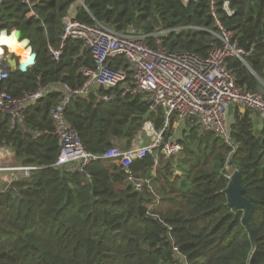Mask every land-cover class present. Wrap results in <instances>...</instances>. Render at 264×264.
Here are the masks:
<instances>
[{"label":"trees","instance_id":"1","mask_svg":"<svg viewBox=\"0 0 264 264\" xmlns=\"http://www.w3.org/2000/svg\"><path fill=\"white\" fill-rule=\"evenodd\" d=\"M28 1L31 7L25 0H3L0 6V32L26 24L37 55L26 72L9 70L0 81V92L7 88L14 98L56 83L79 86L84 81L80 70L93 69L79 41H68L57 62L48 53V43L53 48L59 44L68 13L82 23L118 31L133 25L150 35V45L158 36L167 51L200 56L211 44L220 45L218 24L234 34L241 48H252L246 64L226 61L238 88L259 92L264 86V0H228L232 14L223 7L226 0H81L87 11L76 0ZM111 66L125 68V62L119 59ZM58 98L59 93H47L27 109L25 131L10 129L0 112L1 145L13 151L19 165L39 167L14 184L19 198L0 194V264H264V121L256 123L252 111L246 109L252 114L240 117L242 109L234 108L230 133L237 149L231 159L218 137L188 126L177 138L184 148L183 177L171 182L166 166L152 176L154 160L147 155L129 167L150 180L149 187L137 192L120 168L104 161L85 169V182L84 173L53 166L59 147L51 135L49 111ZM65 118L85 149L97 155L114 141L129 148L146 120L157 131L164 123L161 112L149 113L141 97L109 103L74 99ZM44 131L37 138L31 135ZM227 165L239 172L243 197L253 207L249 225L254 239L242 222L244 212L228 205ZM180 183L185 191L177 188Z\"/></svg>","mask_w":264,"mask_h":264},{"label":"built area","instance_id":"2","mask_svg":"<svg viewBox=\"0 0 264 264\" xmlns=\"http://www.w3.org/2000/svg\"><path fill=\"white\" fill-rule=\"evenodd\" d=\"M25 2L32 6L28 0ZM76 2L87 11L81 0ZM223 7L228 14L233 13L228 8V0ZM217 27L221 30L217 36L220 45H211L208 53L202 57L192 52L167 51L158 36H155L154 46H151L147 42L149 36L140 34L133 25L118 31L98 22L82 23L75 14L68 13L62 20L59 44L50 50L52 59L59 61L68 41H80L91 55L93 69L82 68L80 74L84 81L75 87L57 83L39 87L21 98H14L7 88H3L0 92V112L8 117L10 129L19 126L25 131L26 110L47 93H59V98L49 111L51 135L56 138L59 147L53 166L84 173V182L88 180L85 169L91 163L104 161L120 168L126 183L135 191L141 192L149 187L150 180L134 175L129 167L150 155L154 160L151 173L154 176V168L158 167L160 158L171 161L182 155L184 148L179 139L173 135L172 139L165 140L163 135L173 118L197 125L202 133L214 134L230 150L227 158L231 159L237 147L231 138L229 110L248 109L260 121H264V86L259 92L237 87L234 76L226 68V61L236 58L245 64L252 48H241L231 31L222 29L218 24ZM119 59L124 60L125 68L111 66ZM8 72V66L0 58V81L8 78ZM100 90L104 93H100ZM90 96L97 103H109L126 97L144 98L149 104V113L160 111L164 116L165 127L146 143L134 142L128 149L112 146L102 154H93L85 149L73 126L65 118V110L72 100H88ZM44 134L47 131L31 133L33 138ZM13 154L10 148L0 143V194L12 192L14 197L19 198V190L14 184L29 178L39 167L8 165ZM231 168L226 166L223 173L228 181L236 171Z\"/></svg>","mask_w":264,"mask_h":264},{"label":"water","instance_id":"3","mask_svg":"<svg viewBox=\"0 0 264 264\" xmlns=\"http://www.w3.org/2000/svg\"><path fill=\"white\" fill-rule=\"evenodd\" d=\"M13 31L19 33L18 42L27 40L28 44L25 45L22 49H17V51H13L9 48L8 45L2 44L1 48H3L5 52L0 55V57L3 58L4 62L11 72L19 71L21 73H24L28 68L32 67L35 64L37 55L36 52L33 51L29 38V31L26 24H21L17 29H12L10 32H7L6 30H3L1 32H4L6 35L10 36ZM244 191L245 189L241 185L240 181V174L236 171L233 173L231 180L225 190L228 205L230 208L238 209L244 212L242 222L254 239L253 231L251 230L249 225V217L252 213L253 207L243 197Z\"/></svg>","mask_w":264,"mask_h":264},{"label":"rangeland","instance_id":"4","mask_svg":"<svg viewBox=\"0 0 264 264\" xmlns=\"http://www.w3.org/2000/svg\"><path fill=\"white\" fill-rule=\"evenodd\" d=\"M2 44H0V46H1ZM1 48V47H0ZM5 51L3 50V48L2 49H0V55H2L3 53H4ZM239 112H241L239 115H240V117L243 115V114H245V113H247L248 112V114L249 115H251L252 113L250 112V111H248V110H244V109H242L241 111H239ZM254 114V113H253ZM252 114V117L254 118V117H256V115L254 114L253 115ZM233 115H234V112H233V110H232V108H230V116H231V119H232V117H233ZM256 123H258L259 122V120H258V118H257V120L255 121ZM170 122H168V124H169ZM172 124V125H171ZM188 126H191V127H193L194 125H192V124H188V122H179L177 119H172L171 120V123H170V126L168 125V127L166 128V131H165V133L163 134L164 135V139L165 140H169V139H172L173 138V135L175 136V138H180V134H181V131L184 129V128H186V127H188ZM165 127V122L163 123V128ZM173 131H175V134H173ZM254 132H256V133H258L259 132V130L257 129V128H255L254 129ZM160 132L159 131H157L156 129H154V126H153V124L152 123H150L149 121H145V122H143V126H142V130H141V132L139 133V134H136L135 135V137L133 138V140H132V142L130 143V147H131V145L134 143V142H136V143H139V142H143V143H146V142H148V141H150L151 139H153L157 134H159ZM113 146H118V147H120L121 149H126V146L122 143V142H116V141H114L113 142V144H112ZM227 156H228V154H226V158H227ZM233 156V155H232ZM229 157V156H228ZM181 158H182V156H179V157H177V158H175V159H172L171 161H166V160H163V159H161L160 158V161H159V165H158V167L156 168V170H155V173L157 174V172L158 171H160L161 169H163V167L164 166H166L167 168H169L170 170H171V179H170V181L171 182H175V178H177V177H183V172H182V163H181ZM232 158V157H231ZM8 165H11V166H19V164H18V161H16V158H15V156L13 155L12 157H11V159H10V161L7 163ZM115 165V164H114ZM228 167H230L229 165H227ZM231 168V167H230ZM232 169V168H231ZM175 172H178V173H175ZM186 183V182H185ZM188 183V182H187ZM154 186L155 187H157V188H159L158 187V185L157 184H154ZM178 189L180 188V190L182 189V190H186V188H187V186L186 187H184V188H182V185H181V183H180V185H178V187H177ZM154 190V189H153ZM154 193H155V197H157L156 199H161V195L157 192V190L155 189L154 190ZM168 194H170V193H166V195H168ZM165 196V195H164ZM165 197H167V196H165ZM157 203V202H156ZM156 203L154 204V206L156 205ZM153 206V207H154ZM150 207V206H149ZM153 207L151 208L150 207V209H153Z\"/></svg>","mask_w":264,"mask_h":264},{"label":"clouds","instance_id":"5","mask_svg":"<svg viewBox=\"0 0 264 264\" xmlns=\"http://www.w3.org/2000/svg\"><path fill=\"white\" fill-rule=\"evenodd\" d=\"M19 33L13 31L11 35H6L4 32H0V43L7 44L11 47L13 51L17 49H22L28 44L27 40H22L18 42Z\"/></svg>","mask_w":264,"mask_h":264},{"label":"bare ground","instance_id":"6","mask_svg":"<svg viewBox=\"0 0 264 264\" xmlns=\"http://www.w3.org/2000/svg\"><path fill=\"white\" fill-rule=\"evenodd\" d=\"M61 31H62V29H61ZM144 35V34H143ZM149 37H150V35H148ZM217 36L218 35H216V38H217ZM149 37H147V39L149 38ZM219 40V39H218ZM74 41V40H73ZM80 42V41H79ZM220 42V41H219ZM154 43H155V38H154ZM0 44H3V43H0ZM162 44V43H161ZM7 45V44H6ZM211 45H215V44H211ZM9 46V45H8ZM151 46H154V45H151ZM211 47V46H210ZM9 48L11 49V47L9 46ZM51 49H55V48H51ZM50 49V50H51ZM12 50V49H11ZM50 50H49V53H50ZM17 51V50H16ZM87 51V50H86ZM209 51V50H208ZM88 52V51H87ZM89 53V52H88ZM208 53V52H207ZM51 55V54H50ZM89 55H90V53H89ZM200 56V55H199ZM52 57V56H51ZM90 57H91V55H90ZM202 57H204V56H202ZM1 58V57H0ZM2 60H3V58H1ZM92 59V58H91ZM236 59V58H235ZM228 60V59H227ZM93 61V60H92ZM3 62H4V60H3ZM245 62H246V59H245ZM5 63V62H4ZM6 64V63H5ZM246 64V63H245ZM9 69V68H8ZM10 70V69H9ZM233 75V74H232ZM57 84V83H56ZM237 85V84H236ZM238 87V86H237ZM101 91V90H100ZM103 91V90H102ZM93 96H90V98H92ZM90 98H88V100L90 99ZM94 98V97H93ZM95 99V98H94ZM73 101V100H72ZM87 101V100H86ZM96 101V100H95ZM254 113V112H253ZM229 114H230V110H229ZM255 114V113H254ZM256 115V114H255ZM256 117H257V115H256ZM258 118V117H257ZM259 120V119H258ZM165 121V120H164ZM230 121H232V119H231V116H230ZM190 124H193V123H190ZM193 125H195V124H193ZM197 126V125H196ZM199 129V128H198ZM200 131V130H199ZM214 135V134H213ZM130 148V147H129ZM128 149V148H127ZM234 172H236V171H234ZM233 175V174H232ZM232 177V176H231ZM231 180V179H230ZM230 182V181H229ZM229 184V183H228Z\"/></svg>","mask_w":264,"mask_h":264},{"label":"crops","instance_id":"7","mask_svg":"<svg viewBox=\"0 0 264 264\" xmlns=\"http://www.w3.org/2000/svg\"><path fill=\"white\" fill-rule=\"evenodd\" d=\"M38 2H39V0H38ZM31 14V13H30ZM29 14V15H30ZM1 47V46H0ZM47 48H48V50H50L51 48H53V46L51 45V44H47ZM0 49H2V48H0ZM49 53V52H48ZM232 110H233V112L235 113L236 111L232 108ZM14 155V154H13Z\"/></svg>","mask_w":264,"mask_h":264}]
</instances>
